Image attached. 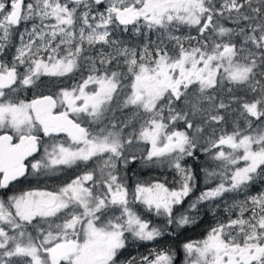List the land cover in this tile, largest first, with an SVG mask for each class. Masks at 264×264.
I'll return each instance as SVG.
<instances>
[{
    "label": "snow or ice",
    "instance_id": "obj_1",
    "mask_svg": "<svg viewBox=\"0 0 264 264\" xmlns=\"http://www.w3.org/2000/svg\"><path fill=\"white\" fill-rule=\"evenodd\" d=\"M0 264H264V0H0Z\"/></svg>",
    "mask_w": 264,
    "mask_h": 264
},
{
    "label": "trees",
    "instance_id": "obj_2",
    "mask_svg": "<svg viewBox=\"0 0 264 264\" xmlns=\"http://www.w3.org/2000/svg\"><path fill=\"white\" fill-rule=\"evenodd\" d=\"M192 163L194 164V162H192ZM202 187H203V184L202 183L198 184L197 185V188H196V191L193 192L192 196L189 197V199H192L193 197H195L196 195H198L199 194V191L201 190ZM201 216L203 217V223L199 227L204 228L206 226L208 220H209L208 219V216H209L208 215V211L206 209H203L201 211ZM197 228L198 227H195V228L191 229L190 231L186 232L184 234V239H187L190 235H193L195 233V231H196Z\"/></svg>",
    "mask_w": 264,
    "mask_h": 264
},
{
    "label": "rangeland",
    "instance_id": "obj_3",
    "mask_svg": "<svg viewBox=\"0 0 264 264\" xmlns=\"http://www.w3.org/2000/svg\"><path fill=\"white\" fill-rule=\"evenodd\" d=\"M155 175H156V177H159V176L161 175L160 170H159L157 173H155ZM256 187L259 188L260 185L257 184ZM208 215H209V216H208V219H209V220H208L207 223H210V222H211V214H210V212H208ZM203 230H204V228H202V227H198V228L196 229L195 233H194L193 235H190L188 238H192V239L199 238V237L201 236ZM189 231H190V230H189ZM181 239H184V236L181 237ZM130 251H131V253L135 252L134 255H137L138 253H143V252H145V248H143V247H139V248L137 249L136 247H133V248L130 249Z\"/></svg>",
    "mask_w": 264,
    "mask_h": 264
},
{
    "label": "flooded vegetation",
    "instance_id": "obj_4",
    "mask_svg": "<svg viewBox=\"0 0 264 264\" xmlns=\"http://www.w3.org/2000/svg\"><path fill=\"white\" fill-rule=\"evenodd\" d=\"M195 164V162H194ZM159 171V169H148V168H144L142 167L139 162L136 163L134 169H133V172L134 173H138L140 176H143V177H156L155 173H157ZM133 173H130V175H132ZM25 188L28 187L27 184L24 185ZM135 252L132 253V255H134Z\"/></svg>",
    "mask_w": 264,
    "mask_h": 264
}]
</instances>
